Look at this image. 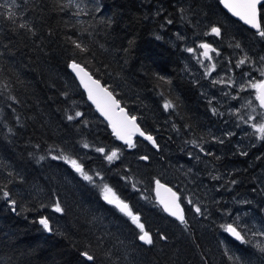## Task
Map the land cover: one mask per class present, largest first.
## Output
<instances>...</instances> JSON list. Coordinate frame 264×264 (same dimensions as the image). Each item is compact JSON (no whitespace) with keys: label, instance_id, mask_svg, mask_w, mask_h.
I'll return each instance as SVG.
<instances>
[{"label":"trees","instance_id":"trees-1","mask_svg":"<svg viewBox=\"0 0 264 264\" xmlns=\"http://www.w3.org/2000/svg\"><path fill=\"white\" fill-rule=\"evenodd\" d=\"M215 2L0 0V264H242L249 253L261 254L253 243L245 248L228 237L225 225L237 211L233 196H252L248 212L264 215L257 180L264 154L250 155L252 172L244 169L236 190L226 184L212 190L218 177L213 151L207 154L213 109L184 74L181 42L168 43L176 27L184 26L191 37L199 17L212 23ZM73 61L105 84L156 143L139 137L135 147L119 142L70 71ZM166 102L174 104L172 111ZM192 148L211 186L205 195L199 183L190 191V169L182 167ZM112 150L119 159L109 162L105 156ZM61 156L76 160L93 180L67 159H56ZM234 167L240 172L228 165L222 176L228 179ZM157 180L180 195L186 225L160 207ZM104 185L139 216L152 244L141 241L132 219L104 200ZM4 191L11 194L7 199ZM186 194L198 200L201 213ZM57 200L63 212L55 211ZM43 217L53 231L39 223ZM225 240L238 248L228 251ZM85 251L93 261L82 256Z\"/></svg>","mask_w":264,"mask_h":264},{"label":"rangeland","instance_id":"rangeland-1","mask_svg":"<svg viewBox=\"0 0 264 264\" xmlns=\"http://www.w3.org/2000/svg\"><path fill=\"white\" fill-rule=\"evenodd\" d=\"M189 3L191 4V0H189ZM186 8H187V13L191 14V12L193 11L192 8L189 7ZM212 16H213L212 19L218 17L216 11L215 14H212ZM262 16H264V8L262 10ZM191 18L194 17H192L191 15ZM216 20L220 22V25L221 24L223 25L224 34H222V37L220 39L225 40L226 43H228V47L232 50L234 60L235 61L244 60L245 62L248 61L247 63H249V60H251V63H249V65L254 66L252 69L253 72L254 70H257L258 72L251 75L249 74L248 71H244V72H240L239 76H236V72L234 71L230 72L229 69L232 68V70H235V68H237L239 71H241V68H243L244 65L242 64L237 66L238 62L234 66L230 65L229 68H225L223 70L222 75L224 74V77H227V79L223 81L226 83V85L224 86V91L220 89L219 90L221 92H224V94H226L225 97L230 98L232 96L233 98L235 97L236 99H239V104L236 106L234 110H221L218 107L215 108L213 107V105H211L212 109H215V112L213 111V113H214V118L216 119V124L214 126L212 125L209 127V130H207L208 134L210 136L212 143L216 141L217 136L221 134L222 138L220 139L221 142L219 144H222V146L225 147V145H227L226 143H228V147H231L232 150H235L236 152H238V150L244 152L247 148H249L250 150L252 149L257 150L262 148V150L264 151V140H260L258 138V134L254 135L253 134L254 129L251 127L252 124L264 123V111L260 106L259 100L256 98L258 89L250 87V84H258L264 79V75L261 74L262 72H264V67L262 68L257 67L258 61L260 62V60L262 61V59H264V51H262V46H260L261 43L264 44V37H260L258 33H256L255 31H253L255 32L252 33L253 35H250V33L246 31V29L241 27L238 23L232 20H228L226 17H223L222 15H219V17ZM194 22L197 25V30H198L197 35H191V37H188V35L183 32L184 26L181 28L176 27L173 30L174 36L168 34L169 35L168 43L174 46V44L177 43L176 45H178L179 42H181L184 64L189 68L190 64L193 62L192 71H193V65L195 64V66L197 67V73L199 74H200L199 66L203 67L206 73V77L214 82H217L216 78L213 76L214 69L212 68V65L214 64V61L206 60V59L205 61L204 60L200 61L199 54L197 53L196 50V45L199 44L200 27L204 23L209 24V19L207 17L206 18L199 17L197 21ZM240 27L243 30H240ZM235 32H238V36L242 35V38H239L238 36L235 37L234 36ZM252 41L257 42L258 45L255 44L253 48H251L252 45L250 46V43ZM189 48L194 49L195 51L193 52L187 51V49ZM261 53L263 54L261 55ZM255 54H259L260 57H258V59H255L253 57ZM248 56H249V60H248ZM227 83L229 86L227 85ZM234 86L236 89L239 90V93L233 91L229 95V92L232 91V88H234ZM209 87L211 89H208V87H206L203 89L202 93L207 94L206 89L210 92L212 91L215 92L212 86ZM226 87H229V89ZM213 92L210 95L211 101L215 100L214 99L215 94ZM244 121H248V122L245 123ZM182 151H184V148ZM211 151H214L213 144H212V148L208 150L207 154H211L210 153ZM188 153L189 156L188 155L186 156V158L188 159L187 161L183 160L182 167L185 170L186 168L190 169L189 172L190 175L186 177L187 179H189L188 182L191 186L190 191L198 187V183H199V186H201V188H203L204 190L202 191V194L205 195V191L209 189L211 186L209 185V181L205 177H203L204 175L203 170L201 172V167L198 163L201 157L194 160V158H196L197 156V151L195 148L189 150ZM191 161L194 164L193 170L191 166ZM204 165H207L205 161H204ZM257 180L261 187L260 197L264 199V169L261 170L260 177L259 179L257 178ZM216 186L217 185H215V187L212 186V190L214 192L217 191ZM209 194L210 193H208V195ZM232 196L233 195L229 196L228 199H230ZM254 198L257 199V196ZM185 199L187 202L190 199L192 202L198 203L197 206L199 207L201 205L198 202V200H193L190 195L188 196V194H186ZM251 199H253L252 196L249 197L242 196L240 200L238 199V201L234 202L237 204L236 206L237 211L231 217L234 220H230L229 223H227L226 225L228 224L234 225L233 221H236V226L239 227V230L243 233L245 238V242H240L239 245L246 248L247 243H253L254 246L256 247V250L260 251L261 253L258 256L254 255L253 252L249 253L248 254L249 256H247L245 262H243L242 264H264V250H261L262 248H264V235H261V233H264V215H259L257 212L256 213L248 212L247 207L249 206V204L254 203ZM256 202L258 204V201ZM226 241L227 240H225L224 245L228 251H232L231 248L235 250L238 248V246L235 245L234 243H231L230 240L228 244L226 243Z\"/></svg>","mask_w":264,"mask_h":264},{"label":"snow or ice","instance_id":"snow-or-ice-1","mask_svg":"<svg viewBox=\"0 0 264 264\" xmlns=\"http://www.w3.org/2000/svg\"><path fill=\"white\" fill-rule=\"evenodd\" d=\"M221 3L224 4V6L229 9V11L232 12L233 15L239 17L241 20H243L246 24L250 25L252 28L257 30V33L260 37H264V27H262L260 16L261 11L260 7L262 4H264V0H221ZM12 13H9V17L11 18ZM171 23V21H169ZM24 27V25H22ZM212 33H215L216 35L220 34V29L217 27L212 28ZM75 43V42H74ZM238 46V45H237ZM77 48H80L81 51H86L87 49L81 48L80 44H76ZM202 49L205 51L202 53V55L207 58L211 59V56L209 55V49H211V45L209 44H202L200 45ZM189 52L195 51L194 49H187ZM215 51V50H212ZM245 61L241 60L238 62V65L244 64ZM70 67L77 72V75L80 76L81 82L84 83L85 88L88 89V96L89 99L93 100V102L96 104L97 108L105 115L108 116L111 120L110 111L113 108L119 107V101L115 99L113 94L107 90L106 87H102L100 85V81L92 79L91 75L84 71V69L77 64L75 61H73L70 65ZM212 68H215V64L212 65ZM264 75V72L261 73ZM85 77H87V82H85ZM91 85V86H90ZM250 87L258 89L257 92V99L260 101V105L264 107V81L259 82L258 84H250ZM174 105L171 102H166L164 104L165 109L173 108ZM215 112V109H213ZM120 112L122 114V119L119 121H113V131L115 135L121 139L125 140L128 147H135V144L133 143L131 137L139 132V135L142 137H145L147 140L152 141L153 144H155V139L151 135H146L145 132L141 131L139 128V125L136 124V117L135 116H128L126 113H124V109H120ZM76 117L81 116L82 114L80 112H77ZM69 120L74 119L73 116H68ZM247 123L248 121H244ZM251 127L254 129V135L258 134V138L260 140H264V123L261 124H252ZM192 143H196L193 141ZM158 147V145H156ZM199 147V145H197ZM84 147H89L88 144H84ZM201 151H204L203 148L200 149ZM97 152L104 153V148H97ZM105 158L112 162L115 159H119L118 150H112L109 154L105 156ZM40 159H44V157H41ZM56 159H67L68 162L78 171L81 173V175L84 176L86 180L92 181L93 177L86 175L83 171L82 165H80L76 160L74 159H68V157H56ZM142 159L147 160L148 157H142ZM97 176L99 173L96 174ZM157 187H164L160 184L159 180L156 181ZM168 193L171 194V198L169 200L162 199L161 203L164 205V210L168 211L172 216H175L181 224L186 225L187 221L183 215V209L180 207V205L177 203V200L179 199L177 193L173 192L172 189L168 188L166 189ZM11 194L8 191H4L2 193L3 198L7 199ZM103 198L105 201H107L109 204L114 205L116 208H118L121 212H123L125 215L129 216L133 223L137 225V227L141 230V235L139 236V239L143 241L146 244H152L153 239L149 232L144 230V225L140 223V218L137 215H134L131 209L129 208V205L125 203L123 200H121L116 193L107 185H104L103 188ZM12 205H15V200L9 201ZM189 204H192V201L188 200ZM55 211L56 212H63L64 209L60 206L59 200L55 202ZM15 210V208H13ZM196 213H201V208L199 206L195 207ZM39 223L43 226V228L46 231H53L49 220L47 217H43L39 220ZM225 230L229 233H231L237 240H240L241 242H245L244 236L241 235L240 231L237 230L236 227H234L232 224H228L225 226ZM261 235H264V233H261ZM163 239H166V237H162ZM261 250H264L262 248ZM82 256L86 258L88 261H93L94 256L90 255L89 252L85 251L82 253ZM229 259H233V257H229ZM238 259V258H236Z\"/></svg>","mask_w":264,"mask_h":264},{"label":"flooded vegetation","instance_id":"flooded-vegetation-1","mask_svg":"<svg viewBox=\"0 0 264 264\" xmlns=\"http://www.w3.org/2000/svg\"><path fill=\"white\" fill-rule=\"evenodd\" d=\"M215 1H217V2L214 3L213 9L216 8V12L218 11L217 12L218 17H219V15H222L223 17H226L228 20H232V21L237 23V20L232 18L223 9V7L221 6V3H220L221 0H215ZM217 3L219 4V7L221 8V10H218ZM263 7H264V4L261 6V22H262V26L264 27V16H262ZM212 18H213V16H211L212 23H209V24L204 23L201 25L200 31H199V44L196 45V50H197V53L199 54L200 61H203V60L205 61V59L214 61L215 68H214L213 76L216 78L217 82H214V81L208 79L206 77V73H205L204 68L201 66H199L200 74L197 73V67L195 66V64L193 65V71H192V63L193 62L190 64L189 68L184 64V74L187 77H189L190 80H192V82L195 83V85H197L199 87L200 95L203 97V99L208 104L213 105V107H215V108L218 107L221 110H234L236 108V106L239 104V99H236L235 97L233 98L232 96L230 98L225 97L226 94H224V92H221L220 90L224 91V86L226 85V83L223 81L227 79V77H224V74L222 75L223 70L225 68H229L230 65L234 66L237 62H239V60H237V61L234 60L232 50L228 47V43H226L225 40L220 39L222 37V34H224L223 25L222 24L220 25V22H218L216 20L217 18H215V19H212ZM213 27H217L220 29L219 35L212 33ZM245 27H247V26H245ZM205 28H206V30H205ZM240 29H241V27H240ZM246 31H248L250 33V35H253L252 29L248 28V30H246ZM234 36L237 37L238 32H235ZM238 37L242 38V35H240ZM202 44L211 45V49L208 50L209 55L211 56V59H207L202 55V53L205 51L204 49H202L200 47V45H202ZM255 44H257V42L252 41L250 43V46L252 45L251 48H253V46ZM260 46H262V51H264V44L261 43ZM212 50H215V51H212ZM262 54L263 53H261V55ZM253 57L255 59H258V57H260V55L255 54ZM248 60H249V56H248ZM262 61L261 60H260V62L258 61V66H257L258 68L264 67V59H262ZM247 62H245L243 64L244 66H243V68H241V71H239L237 68H235V70H232V68H231V69H229V71L230 72H233V71L236 72V76H239L240 72H244V71H248L249 74H251V75L254 73H257L258 72L257 70H254V72L252 70L254 66L249 65V63H251V60H249V63H247ZM247 65H249V66H247ZM262 81H264V79ZM227 85H228V83H227ZM209 86H212L213 89L215 90V92L212 91L215 94V98H214L215 100H213V101H211V98H210V95L212 94V92H210L206 89L207 94L202 93L203 89L206 87H208V89H211ZM226 88L229 89V87H226ZM233 91H236L237 93H239V90L236 89L234 86V88H232V91L229 92V95ZM169 111H172V108H170ZM215 124H216V119H214V122L212 125L214 126ZM170 134H171L170 136L173 135L172 131H170ZM173 136L177 137L176 139H178L180 141L184 140L183 135H180L179 132H175ZM221 138H222V136H221V134H219V136H217L216 141L213 142L214 166H215V169H216L215 171L217 172V176H218L216 179V184H217V186H224L226 184V187L229 189V191H231V190L234 191V190H236L237 184L239 185L241 183V179L239 176L242 173H244V169L247 168L249 170V167L252 168V166H249L250 155H252V154L257 155L258 152H259V155H262V154H264V151L262 150V148H260L259 151H257L256 149L250 150L249 148H247L244 152H242L240 150H238V152H236L235 150H232L231 147H228V143H226L227 145H225V147H223L222 144H219L221 142V140H220ZM262 164L260 166V171L262 170V167H263ZM228 165L229 166L234 165L237 167L239 166L240 172L234 171V169H236L234 167L233 170L230 171L229 178L227 179L228 176H225V177L222 176L223 174L221 172L224 169H228ZM241 166H242V168H241ZM249 171L252 172V170H249ZM224 173H226V172L224 171ZM259 173L261 174V172H259ZM242 196L245 197V195H243V194L237 195V197L233 196L232 200L238 201V199L240 200L242 198ZM230 220H234V219L231 218ZM227 223H229V221ZM233 224H234L233 226L236 227L238 231H240L239 227L236 226V221H233ZM221 234H222V236H224L223 233H221ZM241 234H242V236H244L242 232H241ZM227 235H228V237L232 238L231 236H229L228 233H227ZM222 238H224V237H222ZM234 241H236V240H234ZM237 242H241V241H237Z\"/></svg>","mask_w":264,"mask_h":264},{"label":"water","instance_id":"water-1","mask_svg":"<svg viewBox=\"0 0 264 264\" xmlns=\"http://www.w3.org/2000/svg\"><path fill=\"white\" fill-rule=\"evenodd\" d=\"M221 3V2H220ZM263 5V4H262ZM261 5V6H262ZM221 6L223 7V9L232 17V18H234L235 20H237V21H239L241 24H243V25H245V26H247L248 28H250V29H252L253 31H255V32H257V30L256 29H254V28H252L250 25H248V24H246L243 20H241L239 17H237V16H235V15H233L232 14V12L231 11H229V9H227L225 6H224V4L223 3H221ZM261 6H259L260 7V11H261ZM260 20H261V16H260ZM261 24H262V22H261ZM263 27V26H262ZM83 69H84V71L85 72H87V73H89L90 75H91V77H92V79H94V80H98L97 78H95L84 66H82L81 64H79ZM70 69V71L74 74V76L76 77V79H77V81H78V83H79V85H80V87H81V89L83 90V92L86 94V96H87V99H88V101L90 102V104L95 108V110H96V112L99 114V116L109 125V127H110V129L112 130V132L114 133V131H113V126H112V122L113 121H119L120 119H122V114H121V112H120V109H124V113H126L128 116H131L130 114H129V112H128V110L122 105V103L119 101V99L115 96V94L105 85V84H103L100 80H98V81H100V85L102 86V87H106L107 88V90L109 91V92H111L112 94H113V96L115 97V99L117 100V101H119V107H117V108H113L111 111H110V116H111V120L109 119V117L108 116H105L98 108H97V106H96V104L93 102V100H91V99H89V96H88V89L87 88H85V86H84V83H82L81 82V79H80V76H78L77 75V72L75 71V70H73L71 67L69 68ZM85 82H87V77H85ZM91 86V85H90ZM260 102V101H259ZM262 107V106H261ZM262 109L264 110V107H262ZM137 118V117H136ZM136 124H138L139 125V128H140V130L141 131H143V132H145L143 129H142V127H141V125L139 124V121H138V118L136 119ZM145 134L146 135H149V134H147L146 132H145ZM114 135H115V133H114ZM116 136V135H115ZM152 136V135H151ZM136 137H139V138H141V139H143V140H146V141H149V140H147L145 137H142V136H140L139 135V132H137V133H135L132 137H131V139H132V141H133V143L135 142V138ZM154 139H155V137L154 136H152ZM116 138L121 142V143H123V144H125V145H127V143L125 142V140H121V139H119L117 136H116ZM150 142H152V141H150ZM159 182H160V184L161 185H163L164 187H160V188H158L157 187V184H156V182H155V185H154V193H155V196H156V198H157V200H158V202H159V205H160V207L163 209V211L165 212V214L166 215H168L169 217H171L172 219H174V220H176V221H178V222H180L175 216H172L168 211H165L164 210V205L161 203V200L162 199H165V200H169L170 198H171V194L170 193H168L167 191H166V189H168V188H170V189H172V191L173 192H175V193H177V191L173 188V187H171L170 185H168V184H166V183H164V182H162V181H160L159 180ZM177 195H178V197H179V199L177 200V203L180 205V207L183 209V215H184V217H185V219H186V211H185V208L183 207V205H182V203H181V200H180V195L177 193ZM232 238H234L235 240H237L231 233H229V232H227ZM238 241H240V240H238Z\"/></svg>","mask_w":264,"mask_h":264},{"label":"bare ground","instance_id":"bare-ground-1","mask_svg":"<svg viewBox=\"0 0 264 264\" xmlns=\"http://www.w3.org/2000/svg\"><path fill=\"white\" fill-rule=\"evenodd\" d=\"M241 233V232H240ZM242 235V234H241ZM230 236V235H229ZM234 239V238H233ZM235 240V239H234ZM236 241H238V240H236Z\"/></svg>","mask_w":264,"mask_h":264}]
</instances>
